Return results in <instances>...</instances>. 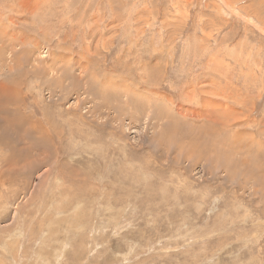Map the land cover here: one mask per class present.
I'll return each mask as SVG.
<instances>
[{"label":"rangeland","instance_id":"374dc122","mask_svg":"<svg viewBox=\"0 0 264 264\" xmlns=\"http://www.w3.org/2000/svg\"><path fill=\"white\" fill-rule=\"evenodd\" d=\"M0 264H264V0H0Z\"/></svg>","mask_w":264,"mask_h":264},{"label":"bare ground","instance_id":"6f19581e","mask_svg":"<svg viewBox=\"0 0 264 264\" xmlns=\"http://www.w3.org/2000/svg\"><path fill=\"white\" fill-rule=\"evenodd\" d=\"M11 90V89H10ZM10 94V93H9Z\"/></svg>","mask_w":264,"mask_h":264}]
</instances>
